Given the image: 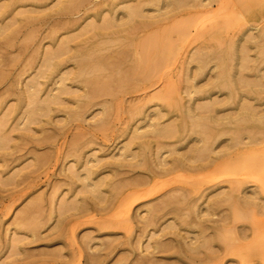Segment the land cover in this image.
Wrapping results in <instances>:
<instances>
[{"label": "rangeland", "instance_id": "374dc122", "mask_svg": "<svg viewBox=\"0 0 264 264\" xmlns=\"http://www.w3.org/2000/svg\"><path fill=\"white\" fill-rule=\"evenodd\" d=\"M14 1L0 0V8ZM27 3L24 11H16L0 24V264H141L147 260L159 264H205L198 261L200 257L211 258L206 264H264V160L255 164V159L264 157V0ZM116 20L124 24L117 21L116 27L108 26ZM63 59L68 61L62 66L66 68L64 76L73 79H68V84L76 94L64 95L68 98L67 108L60 110H54L55 104L46 97L45 103L52 106L51 114L37 113L43 120L31 122L32 114H27L21 94L33 81L46 80L45 75ZM84 66L100 72L81 75ZM91 83L93 87L108 89L109 94L102 96L104 102L89 96ZM242 83L248 88L259 85V100L242 106L234 100L221 99L209 105L211 101L200 99L203 86ZM56 86L55 82L51 90ZM146 86L151 87L144 91ZM173 86L178 89L176 96L169 90ZM212 93V97H223L217 87ZM85 94L89 105L82 108L75 96ZM140 104L146 109L144 120L133 115L132 109ZM219 105L223 111L215 114L217 120L210 119L207 108ZM187 106L196 108L191 113L192 120H188L186 146L177 147L176 152L171 147H159L155 152L154 145L150 148L145 144L148 137L152 138L151 132L160 128L155 125L157 122H163L159 130L163 129L165 137L159 136L167 141L168 129L186 121L179 110ZM160 113L164 117H158ZM12 116L13 120L7 119ZM106 117L110 118L109 128L100 127ZM235 117L241 118L234 124ZM244 119L249 122L241 127L244 138L240 140L244 144L237 152L238 158L236 153H230L216 160L222 156L220 151L227 142L237 140L236 125H242ZM171 122L173 125L168 126ZM129 123L137 127L132 129ZM206 126L223 133L219 142L208 146L209 159L196 155L205 146L197 141ZM255 127L262 131L252 138L249 134L254 133L251 129ZM151 138L154 141L157 135ZM89 139H94L93 144L83 153L84 158L87 155L90 161L95 159L93 167L88 158L76 163L69 155L72 144ZM251 139L258 142L251 143ZM127 145L135 153L131 161L133 153L124 157V153L130 152ZM195 145L199 148L193 150ZM158 156L169 165L164 160L167 166L162 164ZM175 157L182 158L177 166L172 162ZM98 158L103 159L98 163ZM157 160L162 163L155 168L159 165ZM84 161L91 165L88 170L107 165L108 170L105 168L100 174L104 180L99 188L105 201L95 189L96 184L100 185L98 181L89 191L90 180L82 174L87 169L80 168ZM132 162H136L134 168L130 167ZM68 166L81 169L84 178L79 181L86 180L89 189L82 187L90 194L81 188L82 192L74 198L78 201L75 209L69 206L73 210L67 214L63 208V215L60 210L57 218L58 209L63 206L61 201L56 209L59 195L69 189L65 176L73 171L65 170ZM118 171L124 174L121 176ZM93 182L89 185L93 186ZM83 183L77 182V187ZM120 183L123 187H117ZM110 187H115L118 194L114 195L112 189L111 195ZM240 187L259 196L258 207L250 199V203H244L247 200L240 198L243 193L235 191ZM224 195L231 197L227 200ZM70 197L65 196V201L74 200ZM194 201L198 205L194 206ZM105 205L107 211L98 209ZM84 206L89 212L84 211ZM76 211L79 215L73 217ZM37 222L38 227H34ZM99 222L106 225L99 227ZM107 223L113 228H106ZM171 232L183 236V242ZM184 241L193 246L199 244L197 247L203 253H199L200 249L193 251V246V252L190 251ZM157 245H164L163 253L157 252ZM167 245L172 250H166ZM183 246L189 252L181 253ZM150 251H156L151 252L154 256Z\"/></svg>", "mask_w": 264, "mask_h": 264}, {"label": "bare ground", "instance_id": "6f19581e", "mask_svg": "<svg viewBox=\"0 0 264 264\" xmlns=\"http://www.w3.org/2000/svg\"><path fill=\"white\" fill-rule=\"evenodd\" d=\"M29 4L27 3V0H16V1H14V3H9V4H6V5H2V7L0 8V24L1 23H3L4 21H6V19H8V18H10L16 11H18V10H22V11H24V8L26 7V6H28ZM30 5H32V4H30ZM21 11V12H22ZM71 21V20H70ZM73 21V20H72ZM118 20H116V21H114V22H112L111 24L112 25H114V23L115 22H117ZM120 21V23L121 24H119V23H117V26L119 27V25H123L124 23H122L123 21H121V20H119ZM118 21V22H119ZM74 22V21H73ZM111 24L110 25H108V26H110L111 28H113V27H116V23H115V26H111ZM119 24V25H118ZM141 25V24H140ZM137 27H138V25H137ZM135 28V27H134ZM12 33H11V31L8 33V35L10 36ZM68 61H66L65 59H63V60H61V61H59V62H56L55 64H54V66L52 67V69L50 70V72H48L46 75H45V78H46V80H44V81H33V84H31V85H29V86H26V88L24 89V91H23V94H21V97L23 98L22 99V102H23V106H26V110H27V114L28 113H30V114H32L31 115V122H35V123H37L38 121L39 122H41L43 119L41 118V117H39L38 115H36L37 113H43V114H51L50 112L52 111V106L50 105V103H54L55 104V107H54V110L55 109H66L67 107H66V100L68 99V98H66V97H64V95H70V96H72V94H76V90L75 89H72L71 87H72V85H69L68 84V79L69 80H73L71 77H66V76H64V73H66V68H64V67H62L63 65H65L66 63H67ZM98 71L97 70H93V69H91V70H89V66H84L83 68H81L80 69V73L79 74H81V75H84V76H86V75H92V73H94V75H96L95 73H97ZM100 72V71H99ZM98 72V73H99ZM97 75H99V74H97ZM58 78H59V80H58ZM240 78H242L243 79V77H240ZM240 78H238V81L239 82H241V81H243V80H245V78L242 80L241 79V81H240ZM213 79V78H212ZM219 81H220V79H218ZM214 81H216V80H214ZM237 81V80H236ZM56 82V87L55 88H53L52 90H51V88H52V85L54 84ZM238 82V83H239ZM244 82V81H243ZM246 82V81H245ZM213 85H215L214 83H212ZM244 85V86H243ZM247 86V84H238V85H235V84H233V85H230V86H226V85H224V84H222V85H219V86H203L202 87V89H200L199 91L201 92V96H200V99L201 100H206V101H211L210 103H209V105L210 104H216V103H218L219 102V100H221V99H227V100H234V101H236V102H239V103H241L242 104V106H245L244 104H248V103H250V101H254V100H259V98H260V92H259V85L257 86H253V88H248V87H246ZM91 86H92V91H91V93L89 94V96L91 97V98H93V99H98V100H101L102 101V96H106V94L105 93H107V94H109L108 92V89H102L101 87H93V85H92V83H91ZM151 87V86H150ZM149 86H146L143 90L144 91H147L149 88H150ZM215 87H217L218 88V90L219 91H221L222 92V95H223V97L222 98H219L217 95H216V97H212L213 96V93H212V91L215 89ZM140 90H142V88H140ZM169 90L174 94V96H176L177 95V88L175 87V86H173V87H169ZM258 90V91H257ZM54 91V92H53ZM259 92V93H258ZM256 94H257V96H256ZM44 96V97H43ZM75 96V95H74ZM46 97H50L49 98V100H50V103H45L48 99H46ZM52 97V98H51ZM76 98L78 97L79 98V100H78V102L80 103V105H81V107L82 108H84L85 106H88L89 105V101L87 100V94H85V95H76L75 96ZM102 102H104V101H102ZM145 107V106H144ZM248 107V106H247ZM195 108L196 107H193V106H187L186 108H185V110H184V107H183V110H182V108L179 110V113L181 114L180 116L182 117V118H185V120L186 121H184V123H180V124H175V126L174 127H171V128H169L168 130H169V133L167 134V136H168V140L166 141V140H162V139H160V137L162 136V137H165V135H163L162 134V130L163 129H161V130H159L161 127H162V123L163 122H157V123H155V125L157 124V126L158 127H160V128H158V129H154L153 130V132L155 133V131H157V130H159V131H157L155 134L153 133V132H151L152 134H153V136H155L156 137V135H157V140L155 139L154 141H152V140H150V138H151V136L150 137H148L149 138V140L147 141V142H145V144H148L149 145V147L150 148H152L150 145H154L155 146V152H157L156 150H159V147L161 148L160 150H162L163 149V147H171V148H173V150L176 152V150H177V147H180V146H182L183 144L186 146V144H188V143H185V140L186 139H188V134H187V132H188V125H189V123H188V120H192V112H194L195 111ZM250 110H260L258 107H255V106H251V107H248ZM22 109H23V107H22ZM144 109L145 108H143V105L142 104H140L139 106H137V107H135V108H133L132 109V111H134V113H133V115H137V119H142V120H144V118L146 117V111H144ZM146 110V109H145ZM178 110V109H177ZM221 111H223L222 110V106L221 105H219V106H215V107H211V106H209L208 108H207V114L206 115H208V117L211 119V117H213L212 118V120H217V118H216V116H215V114H218V113H220ZM187 114H189V115H187ZM77 115H78V112H77ZM107 115H109L108 113H107ZM163 115V113H160L159 115H158V117H164V115ZM215 116V117H214ZM13 117L14 116H12V117H9V118H7V119H10V120H13ZM15 118V117H14ZM51 118V116L49 117V119ZM240 118L241 117H235L234 119H236V121L234 122V124L237 122V120H240ZM49 119L46 121V122H48L49 121ZM243 119V118H242ZM146 121V120H145ZM222 121H225V120H222ZM249 121H247L246 119H244L243 121H242V125H239V124H237L236 126V131H235V135H236V138H237V140L235 141V142H233V143H230V144H228V142H227V144H225L226 146L225 147H223L222 149H221V151L220 152H223V154H222V156H218V158L216 159V160H218L219 158H221V157H223V156H226V155H229L230 153H236L235 155H236V158H238V156H239V154L237 153L241 148H242V145L244 144V142L242 141V140H240V138H244L243 136H244V134H243V132H240L241 130H243L241 127H246L247 125H246V123H248ZM125 124H127V123H124V125ZM130 125H131V128L133 129V127L135 126V127H137V125L136 124H132V123H129ZM109 125H110V118L109 117H106V120L105 121H103L102 123H101V125H100V127L101 126H106V127H108L109 128ZM129 125V126H130ZM170 125H173V122H171L168 126H170ZM243 125H245V126H243ZM3 127V126H2ZM124 127V126H123ZM213 130H214V128H210V129H208V126H206V128L205 129H203L200 133L202 134L201 135V138L197 141V142H203V143H205V146L202 148V149H200L199 151L201 152H197V154L196 155H198V156H200L201 154V156L200 157H202V158H206V159H209V152H210V149L211 148H209L208 146L209 145H212V144H214L215 142H219V138L223 135V133H222V131L220 132L219 130H216V132H213ZM251 130H253L254 131V133H252V134H249V135H252L251 137L252 138H254L255 136H256V134L257 133H260V131H262L260 128L259 129H257V127H255V128H253V129H251ZM128 133V132H127ZM151 134V135H152ZM124 135H126V133L124 134ZM159 135H161V136H159ZM92 136V135H91ZM152 136V138L151 139H154L155 137H153ZM88 138H90V136L88 137ZM92 141L94 140V139H91ZM132 140V142H133V139H131ZM131 140L129 141V143L131 144L132 142H131ZM92 141H90V139H89V141H87V140H85L84 142H80V143H76V144H72V146L70 147V149H69V152H70V154L69 155H71V156H73L74 158H75V161H76V163H81V161L83 162V160H85L86 158H88L87 157V155H86V158H84L85 156H84V153H83V151L86 149V147L87 148H89V146L88 145H90L91 143H92ZM141 142V141H140ZM186 142H187V140H186ZM250 142L251 143H255V142H258L256 139H251L250 140ZM128 143V144H129ZM93 144V143H92ZM92 144H91V146H92ZM95 144V143H94ZM144 145V144H143ZM158 146V149H156V147ZM232 145V146H231ZM198 145H195V146H193V150L195 149H198L199 147H197ZM132 147V146H131ZM145 147V146H144ZM146 147H147V145H146ZM127 149L128 150H130L129 149V145H127ZM231 149H233V151H231ZM192 150V149H191ZM81 152V153H80ZM160 152V151H159ZM132 154L131 155V157H129V156H127V157H129L130 158V160H129V158L127 159V160H129V161H131V159L132 158H134L135 156V153L132 151L131 152V150H130V152L129 151H127L126 153H124V157L126 156V155H128V154ZM178 153V152H177ZM126 154V155H125ZM137 154V153H136ZM152 154V153H151ZM157 155V154H156ZM180 156V155H179ZM181 156H183V155H181ZM209 156V157H208ZM120 157H123V154H122V156L120 155ZM160 156H158V158H159ZM235 157V156H234ZM83 159V160H82ZM89 159V158H88ZM103 158H98V163L100 162V160H102ZM118 161L120 160L121 161V158H116ZM116 159L114 160V162L116 161ZM126 159V158H125ZM136 159V158H135ZM160 159V161L162 160V162H160V161H158ZM157 161V164H159L157 167H155V168H158L159 166H160V164L162 163V164H164V165H169V162H167L166 160H164V159H161V157L159 158ZM187 159V158H186ZM206 159H205V161H206ZM211 164H213V162L212 161H214L215 160V158L212 156L211 158ZM95 160V159H94ZM94 160H92V161H90V159L88 160V162H92V167H93V162H94ZM123 160V159H122ZM126 160V161H127ZM166 161V164L164 163V161ZM182 160V158L180 157H175V158H173V160H172V162L174 161V162H176V163H174V165H176L178 162L177 161H181ZM191 160V159H190ZM256 161H255V164H257V163H260V162H262L263 160H264V157H262V158H258V159H255ZM86 161H87V159H86ZM97 161V160H96ZM109 161V160H108ZM118 161H116L115 162V164L118 162ZM125 161V160H124ZM125 161V162H126ZM134 161V160H133ZM137 161H140V160H137ZM186 161V160H185ZM85 162V161H84ZM87 162V163H88ZM103 163L105 162V161H102ZM123 162V161H122ZM153 162V161H152ZM216 162V161H215ZM86 162L85 163H83V166L85 167H83V166H80V168L82 167V169L84 170V169H87V170H85V171H87V173H85V171L84 172H82V174H84V176H85V174L87 175V176H85L86 178H84V176L80 173V170L81 169H78L77 167V169H75L74 170V166H72V169H73V171H72V173H69L68 175L69 176H65V177H67V179H68V184H67V186L69 187V189L67 190V192L64 194V193H60V195H59V197H61L60 198V201L58 202V206L56 205V209H58V207H60L61 205H63L64 206V204L66 203V206L65 207H63L62 206V209L60 208V209H58L59 210V212L57 213V212H55V213H57V215H59V213L61 212V214L62 213H67L68 212V210L70 211V212H72L71 210H73V209H70V208H74L75 209V206L77 205V202L78 201H75L76 199H74L75 197H76V195L77 194H80V192H82V191H84V193H86L87 191L86 190H88L89 188V191L92 189L91 187H93V189L95 188L94 186H95V183H98V184H100L99 186L96 184V187H98V189L97 188H95L97 191H98V193H99V196L101 195V194H104V192H102V193H100L101 191L99 190V188L101 187V185L103 184L102 183V181L104 180V176L103 175H100L101 173H103L104 171H103V169H105L106 167H107V165H102V166H100V165H97V162H96V164L94 163V166H96L97 165V167H95V170H88L89 169V167L91 168V165L88 163L87 164ZM112 163V162H111ZM209 163V164H210ZM120 164H121V162H120ZM124 164V162L122 163V165ZM128 164V163H127ZM126 164V167H127V169L128 168H130V167H133L134 168V166L136 165V162L134 163V162H132L131 163V165H130V163H129V165H130V167H129V165H127ZM170 164H172V163H170ZM184 164V163H183ZM203 164V163H202ZM201 164V165H202ZM206 164H207V161H206ZM210 164V165H211ZM88 165H90L89 167H88ZM116 165H119V164H116ZM125 165V164H124ZM151 165V164H150ZM154 165H156L155 164V161L153 162V166ZM164 165H162V167H165ZM166 165V166H167ZM173 165V167L175 168L176 166H174ZM152 166V165H151ZM150 166V167H151ZM153 166H152V168H153ZM207 166V165H206ZM209 166V165H208ZM123 167V166H122ZM172 167V168H173ZM69 168V169H68ZM121 168V167H120ZM171 168V169H172ZM71 169V166H68L67 167V169L65 168V170H72ZM107 169V168H106ZM154 169V168H153ZM167 169H169V168H167ZM167 169H166V171H167ZM171 169H169V170H171ZM197 169H198V167H197ZM108 170V169H107ZM112 170H114V169H112ZM124 170V169H123ZM159 170V169H158ZM160 170H165V168H163V169H160ZM115 171V170H114ZM113 171V172H114ZM129 171H131V170H129ZM151 171H153V170H151ZM157 170L155 169V172H156ZM112 172V173H113ZM116 172V171H115ZM115 172H114V175H115ZM119 173H120V171H118ZM124 172H126V170L124 171ZM124 172L123 171H121V173L119 174V175H123L124 174ZM154 172V173H155ZM165 172V171H164ZM129 173H131V172H129ZM128 172L127 173H125V174H129ZM66 175V174H65ZM116 175H117V173H116ZM118 175V176H119ZM121 175V176H122ZM148 175V174H147ZM100 176H102V177H100ZM121 176H119V177H121ZM153 177V176H152ZM81 178H84V179H86L87 181L88 180H90V181H88L87 183H88V186H90L89 188H88V186L86 187V180H84V179H82V182H84L85 181V183H83V185L81 184V186H79V187H77V182H79V183H82V182H80L79 180H81ZM88 178V179H87ZM107 177L105 176V179H106ZM143 179H145L144 177H142ZM148 178V177H147ZM108 179V178H107ZM149 179V178H148ZM84 180V181H83ZM66 181V180H65ZM64 181V182H65ZM91 181L94 183H92L93 184V186L92 185H89L90 183H91ZM96 181H98V182H96ZM122 181V180H121ZM139 181H140V184H142V180L139 178ZM139 181H136L135 183L136 184H139ZM90 182V183H89ZM66 183V182H65ZM105 183V182H104ZM113 184V186L114 185H116L114 182H112ZM139 184V185H140ZM85 185V186H84ZM118 185H120V186H117V187H123L122 186V183H120V184H118ZM82 186H84V187H86V188H88V189H86V188H83ZM104 186V185H103ZM102 186V187H103ZM109 186V185H108ZM107 186V187H108ZM57 187V186H56ZM80 188V189H79ZM81 188H82V191H81ZM111 188V189H110ZM110 188H108V189H110L111 190V192H112V189L113 190H115V187H110ZM56 189H58V187L56 188ZM56 189H55V191H56ZM86 189V190H85ZM246 189V188H245ZM55 191H54V193H55ZM87 192L88 194H90V192ZM97 191H95V193H97ZM117 191V192H116ZM238 194H242V195H244V196H241L240 198H244L243 200H245L246 202H244L243 200H242V202H244V203H247L248 204V200L250 199L251 201L250 202H252V205H254V206H256V207H258V202H256V199L259 197V196H256V193L255 192H252L251 194H249V193H246L245 192V190H244V188H242V187H240V188H237V190H235ZM115 192V194L114 195H117L118 194V190H115L114 191ZM133 192V191H132ZM131 192V193H132ZM95 193H94V195H95ZM98 193H97V196H98ZM107 193V192H106ZM117 193V194H116ZM119 193H121L120 192V190H119ZM127 193V192H126ZM224 192L222 191L220 194L222 195ZM110 194V193H109ZM113 194V192L111 193V195ZM125 194V193H124ZM129 194H130V192H129ZM219 194V195H220ZM67 195H71V197H73V199L74 200H72L71 199V201L70 200H68V201H65V196H67ZM105 195V194H104ZM104 195L103 196H100V198H101V200L103 201L104 200ZM229 194H227L226 196H228ZM107 196V195H106ZM225 196V195H224ZM223 196V197H224ZM225 196V198L227 199V200H229L228 198L229 197H231V195L229 196V197H226ZM70 197V198H71ZM104 197V198H103ZM193 197V196H192ZM195 197V196H194ZM96 198H98V199H95V200H99V197H96ZM114 198H115V196H114ZM118 198V197H117ZM224 198V199H225ZM106 199V198H105ZM112 199V198H111ZM120 199V198H119ZM201 199V198H200ZM199 199V200H200ZM225 199V200H226ZM63 200H64V204H63ZM109 200H110V198H109ZM183 200H184V197H183ZM199 200H197V203L199 202ZM234 200V199H233ZM259 200V199H258ZM61 201H62V204L59 206V203H61ZM84 201V200H83ZM105 201V200H104ZM115 201H116V199H115ZM190 201V200H189ZM68 202V203H67ZM75 202V203H74ZM85 202V201H84ZM84 202H82V203H84ZM87 202V201H86ZM111 202H112V200H111ZM195 202V201H194ZM249 202V203H250ZM260 202V201H259ZM196 202H195V205H194V203H192V202H190L189 204H193L194 206H196V204H197ZM69 204V205H68ZM73 204V205H72ZM75 204V205H74ZM87 204V203H86ZM85 204V205H86ZM107 204H108V202H107ZM109 204H110V202H109ZM109 204H108V206H109ZM112 204V203H111ZM67 205H68V207H67ZM198 205V204H197ZM69 206H70V208H69ZM74 206V207H73ZM108 206L107 205H105L104 207H103V209L102 208H99L98 207V209H101V210H104V211H107V209L106 208H108ZM87 207H89V205H87ZM87 207L85 208V206H84V208H85V210L84 211H86V209H87ZM101 207H102V205H101ZM110 207H111V205H110ZM109 207V208H110ZM185 207V206H184ZM63 208H66L65 210H64V212H63ZM69 208V209H68ZM82 208V207H81ZM94 208H97V207H94ZM129 208V207H128ZM200 208V207H199ZM55 209V208H54ZM55 209V210H56ZM90 209V208H89ZM132 209V208H131ZM58 210H56V211H58ZM61 210V211H60ZM75 211V210H74ZM88 211V210H87ZM86 211V212H87ZM123 211V210H122ZM122 211H120L119 212V214H121V212ZM129 211V210H128ZM128 211H127V213H128ZM79 212L80 213H82L83 211L81 210H79ZM89 212V211H88ZM201 212V211H200ZM199 212V213H200ZM69 213V212H68ZM67 213V214H68ZM84 214H85V212H83ZM131 213V212H130ZM202 213V212H201ZM71 214V213H70ZM63 215V214H62ZM62 215H61V217H62ZM65 215V214H64ZM75 215H79V213H77V211L75 212V214H73V217H75ZM86 215V214H85ZM84 215V216H85ZM122 215H123V213H122ZM140 214H138V216H139ZM71 216H72V214L71 215H69V217L71 218ZM81 216H82V214H81ZM135 216V215H134ZM60 217V215L57 217V218H59ZM72 217V218H73ZM120 217V216H119ZM139 217H142V214L139 216ZM68 217H66V219H67ZM78 217H76V219H77ZM81 218V217H80ZM79 218V219H80ZM137 218V217H136ZM75 218H73V220H76ZM84 219V218H83ZM160 219V218H159ZM158 219V220H159ZM59 220V219H58ZM65 220V219H64ZM68 220H70V223H71V219H68ZM78 220V219H77ZM86 220V219H85ZM56 221H57V219H56ZM79 221V220H78ZM82 221V220H81ZM122 221V220H121ZM58 222V221H57ZM65 222V221H64ZM74 222V221H73ZM69 223V224H70ZM77 223V222H76ZM57 224V223H56ZM55 224V225H56ZM59 224V223H58ZM64 224V223H63ZM73 224V223H72ZM101 223L99 222V227H101L103 224H104V226L106 225V222H102V224L100 225ZM34 225H37V226H34V227H38V225H39V223L37 222L36 224H34ZM108 225H110L109 223H107V226ZM114 226H115V224H113ZM120 225V224H119ZM57 226V225H56ZM70 226V225H69ZM111 226V228H113L112 227V224L110 225ZM60 227H61V224H60ZM59 226H58V228H60ZM64 227V226H63ZM71 227H72V225H71ZM70 227V228H71ZM58 228H57V230H58ZM62 228V227H61ZM60 228V229H61ZM103 228H105V227H103ZM106 228H108V229H111V228H109V226L108 227H106ZM62 230H64V228L62 229ZM62 230H60V231H62ZM144 230V229H143ZM66 231V230H65ZM68 231H70V230H68ZM173 232V231H172ZM171 232V233H172ZM65 233V232H64ZM170 233V234H171ZM61 234V233H60ZM66 234V233H65ZM68 234V233H67ZM72 234V233H71ZM75 234V233H74ZM173 234V233H172ZM171 234V235H172ZM155 235V234H154ZM153 234H151V236H154ZM173 235H176V237L177 236H179V234H177V233H175V234H173ZM151 236H150V238H151ZM73 237V236H72ZM179 237H181V239L182 240H180L181 242H183V236H179ZM179 237H177V239L179 238ZM186 239V238H185ZM172 241H174L173 239H172ZM174 242H176V241H174ZM185 242V241H184ZM162 243V242H161ZM182 244V243H181ZM185 244H187L186 246H188L189 244H188V242L186 241L185 242ZM171 245V244H170ZM174 245V244H173ZM172 245V248H175L174 246ZM183 245V244H182ZM199 245V244H198ZM197 245V246H198ZM201 245V244H200ZM16 246V244L14 245V247ZM162 246H164V245H162ZM162 246L159 248L158 247V245H157V248H158V251L157 252H160L161 251V253H163L164 252V247H163V251H162ZM168 246V247H167ZM167 246H165V249L166 250H168V248H169V250L168 251H170V250H172L171 249V247H169V245H167ZM191 246V247H190ZM192 244L190 243V245L188 246L191 250L190 251H192ZM197 246H193V247H195L194 249L195 250H193V251H198L199 249V253H203V252H201L202 250H201V248H198ZM167 247V248H166ZM184 247V246H183ZM182 247V248H183ZM197 247V248H196ZM202 247V246H201ZM189 248H187L186 249V247H184L183 248V251L181 252V253H183L184 251H188L189 252ZM155 249H156V246H155ZM178 249H180V247L178 248ZM160 250V251H159ZM166 250H165V252H166ZM186 251V252H187ZM192 251V252H193ZM211 251H213V250H211ZM152 251H150L149 253H151ZM156 253V251H153L152 253L153 254H155ZM172 252V251H171ZM186 252H184V253H186ZM206 252H207V250H206ZM214 252V251H213ZM151 253V254H152ZM183 253V254H184ZM152 254V255H153ZM166 254H168V253H166ZM174 254V253H173ZM173 254H171L170 253V255L172 256ZM214 254H215V252H214ZM151 255V256H152ZM205 255V254H204ZM211 255V254H210ZM210 255H208L209 257H212V255L210 256ZM150 256V257H151ZM154 256V255H153ZM150 257H148L149 258V260L151 259ZM204 257V256H203ZM202 257V258H203ZM153 259H154V257H152ZM201 258V257H200ZM199 258V259H200ZM204 258H206V257H204ZM204 258L203 259H198V261H200V263L201 262H203L204 261V263L206 264V261H209L211 258H206V260H204ZM212 259H214V258H212ZM216 259V258H215ZM143 260H144V258H143ZM142 260V261H143ZM145 261V260H144ZM148 262V264H159L158 262H156L155 263V261H146L145 263L144 262H141V264L142 263H144V264H146ZM186 262V261H185ZM184 263V262H183ZM191 264L193 263V264H195L194 262H190ZM197 263H199V262H197ZM184 264H187V263H184Z\"/></svg>", "mask_w": 264, "mask_h": 264}]
</instances>
